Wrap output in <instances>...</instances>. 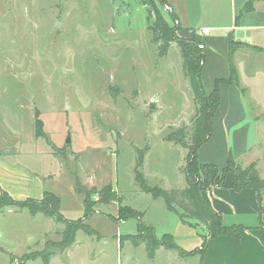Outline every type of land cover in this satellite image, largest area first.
I'll return each instance as SVG.
<instances>
[{
	"label": "rangeland",
	"instance_id": "1",
	"mask_svg": "<svg viewBox=\"0 0 264 264\" xmlns=\"http://www.w3.org/2000/svg\"><path fill=\"white\" fill-rule=\"evenodd\" d=\"M156 1L175 30L166 5ZM150 9L142 0H0V149L18 148L20 136L26 140L36 136L37 116L45 130V136L39 137L42 141H24L21 153L3 156L25 163L43 177L63 171L62 185L73 178L76 184V175L82 184L93 180L92 187L98 190L111 183L119 194L115 191L107 203L97 202L96 211L118 220V212L106 210L122 204L137 213L118 224L99 216L91 225L103 236L81 232L80 249L69 256L60 254L52 264L177 263L178 258L170 260L162 254L148 258L144 242L120 244L116 234L137 233L140 221L154 228L158 238L173 235L186 249L198 244L190 238L208 233L200 219L189 216L184 222L180 205L168 210L163 197L142 190L136 180V161L144 152L141 170L149 186L187 187L188 148L167 135L185 128V142L191 143L193 118L202 104L194 99L180 46L174 41L166 55L158 56ZM174 35L185 38L180 29ZM252 56H261L264 62V54ZM263 62L249 63L244 74L264 101ZM32 125L35 134H28ZM256 126L251 143L259 140ZM259 134V147L252 149L262 151L264 174V125ZM30 145L36 147V154ZM215 173L208 167L210 179ZM100 198L95 193L90 201ZM20 211H0V246L7 248L0 250V264H13L14 257L20 264H45L42 257L21 256V250L43 238L52 219L42 213L32 222L27 209ZM78 212L75 207L67 214L78 218Z\"/></svg>",
	"mask_w": 264,
	"mask_h": 264
},
{
	"label": "crops",
	"instance_id": "2",
	"mask_svg": "<svg viewBox=\"0 0 264 264\" xmlns=\"http://www.w3.org/2000/svg\"><path fill=\"white\" fill-rule=\"evenodd\" d=\"M164 1L169 5L170 10L174 11L179 20L181 36L196 38L205 47V63L201 75L207 93L213 91L217 79L231 77V59H233L237 74L236 80L232 83H222L220 85L219 107L211 118V136L197 149L198 161L225 167L230 155H232L235 162L243 167H248L252 163L256 164L260 177L264 179L261 164L263 156L260 154L262 151H253L252 149L253 145L254 147L258 146L261 126L264 125V117L262 118L264 115V101L261 99L260 91L249 86L250 83L246 81L244 74V71L249 67V63L263 62L261 56H252V53L264 54V0ZM250 1H252V8L245 9ZM231 38L238 43V47L230 59L229 43ZM252 67L257 69L256 66ZM252 67L251 70L254 71ZM251 110L255 113H251ZM254 125H257L256 131L259 140L251 143V132ZM31 127L28 134H35L33 125ZM21 132L24 133V129ZM6 140L7 142L10 141L9 139ZM18 140H20L17 144L19 145L18 148L15 145H10L5 152L21 153V145L24 141L34 142V144L38 140L42 141L36 136L27 140L20 136ZM11 142L15 141L11 140ZM29 149L36 154L34 145H30ZM40 150L41 147L39 146L37 151L40 153ZM5 152L4 149H0V195L3 191H6L17 201L26 199L41 200L45 191H51L60 197L61 213L67 220L84 219L85 195L76 190L74 178L62 185L60 176H62L63 171L55 175L56 177L51 175L43 177L23 162H11L9 156H3L8 155ZM34 161L36 162V156H34ZM37 162H40V156ZM210 180H212L211 186L201 190L200 196L211 210L221 216L223 225H243L246 227L245 232L236 237L226 234L207 237L204 249V237L208 233L206 232V235L198 234V237L189 239H197L198 244L195 245V248L186 249L179 246L184 251H193L192 254L182 253L181 250L178 251L176 248L161 245L156 249L154 255L151 256L148 253V258L154 259L159 254L168 256L170 260H173L174 257L178 258L179 261L172 264H264V197L260 200L259 194L253 187L243 190L234 189V175L232 172L226 175L225 182L220 186L215 184L213 176ZM83 184L89 187L96 185L93 180L88 183L83 182ZM186 184L185 186H188V183ZM115 190L119 194V189L116 188ZM118 206L119 204L116 209L110 207V210H106V213L110 214L112 210L118 212ZM75 207H78L79 210L80 217L78 218H73L67 214L69 209ZM26 209L32 216V222L36 221L37 214H42V212L33 213L28 207L21 208L15 204L4 206L0 208V211L12 210L14 212L21 210L22 213ZM48 217L52 219L49 230L35 244L22 246L21 256L25 257L31 252L42 251L46 249L49 243L59 242L62 239V233L66 227L65 222L51 216ZM98 217L117 224L125 221V219L113 220L98 211L94 212L85 220L91 228L87 230L80 227L76 232V239L73 244L63 251L54 250L56 253L52 254L48 264H52L60 254L67 253L69 256L74 249H80L81 232L88 233V236L97 233L99 234L98 239L103 236L100 231H97L91 225L92 221H95ZM137 233H117L116 235L119 237L120 244L131 240L133 244L138 245L144 241L135 243L130 238ZM144 243L146 245V242ZM3 248L7 249L1 245L0 250ZM187 258H190L191 261L186 262Z\"/></svg>",
	"mask_w": 264,
	"mask_h": 264
},
{
	"label": "trees",
	"instance_id": "3",
	"mask_svg": "<svg viewBox=\"0 0 264 264\" xmlns=\"http://www.w3.org/2000/svg\"><path fill=\"white\" fill-rule=\"evenodd\" d=\"M146 5H150V13L154 15V21L150 26L153 34V42L157 43L158 56L163 57L170 49L171 44L175 41L181 49L182 58L184 60L185 75L189 77L191 90L194 93V99L202 102L194 116L195 128L192 132L191 143L185 142V128H180L167 135V139L180 143L188 148L186 156V164L184 167L188 186L179 190H166L158 186L151 187L147 184L146 178L141 170L144 163V152L139 155L136 166L135 175L140 188L144 191L150 192L155 197H163L168 208L176 210L174 204L180 205L183 208V213L180 214L181 219L186 220L189 216H195L200 219L206 226H208V234L204 237L203 249L207 243V237L219 236L221 234L231 235L233 237L241 236L246 227L243 225L226 226L222 223V218L219 214L210 209V207L200 196V191L209 188L212 184L208 174V167H213L216 171L213 180L216 185L220 186L225 182L226 175L232 172L234 175L233 188L236 190H243L245 188L253 187L259 199L264 197V179L259 175L257 165L250 164L248 167L235 162L232 155H230L225 167H219L212 163H200L197 158L198 148L209 139L212 132V116L216 112L220 103V85L222 83H232L236 80L237 74L234 66L232 55L238 47V43L230 39V59H231V77L217 79L216 85L211 93H207L202 81V70L205 63V47L196 38H176L175 30L180 29L179 20L174 11L168 8L169 14L175 22V30L170 27L168 21L164 18L161 11L157 6L156 0H142ZM160 4L166 5L164 0H159ZM252 8V1H250L245 9ZM36 136H45L44 122L37 116L36 120ZM76 190L85 195L84 205V219L75 221L67 220L61 213V199L58 195L51 191H45L41 200L26 199L22 201L14 200L6 191L0 195V208L7 205H17L21 208L28 207L33 213L42 212L47 216L56 218L66 224L65 230L62 233V239L59 242H51L48 247L42 251L31 252L25 255V258L42 257L45 264H48L52 254L56 253L54 250H65L73 244L76 239V232L80 227L89 230L91 227L85 222L94 212H96L95 205L99 203H107L114 199L112 196L116 195V190L113 185L107 184L101 189L96 187H86L82 184L81 180L76 175ZM115 192V194H111ZM101 194L98 201H90L93 194ZM111 194V195H110ZM111 196V197H110ZM99 202V203H97ZM118 220L127 219L136 216L137 213L134 209L128 206H119ZM135 243L146 242L148 253L152 256L155 254L156 249L165 245L169 248H176L181 250L182 253L192 254L193 251H184L176 243L173 235L165 234L162 238H158L155 234L154 228L139 222L138 233L130 237ZM56 248V249H55Z\"/></svg>",
	"mask_w": 264,
	"mask_h": 264
},
{
	"label": "built area",
	"instance_id": "4",
	"mask_svg": "<svg viewBox=\"0 0 264 264\" xmlns=\"http://www.w3.org/2000/svg\"><path fill=\"white\" fill-rule=\"evenodd\" d=\"M166 8L168 9L169 8V5L166 4ZM20 263H21V261L19 260L18 257H14L13 258V264H20Z\"/></svg>",
	"mask_w": 264,
	"mask_h": 264
},
{
	"label": "water",
	"instance_id": "5",
	"mask_svg": "<svg viewBox=\"0 0 264 264\" xmlns=\"http://www.w3.org/2000/svg\"><path fill=\"white\" fill-rule=\"evenodd\" d=\"M70 141H71V138L68 136L67 143H69Z\"/></svg>",
	"mask_w": 264,
	"mask_h": 264
}]
</instances>
